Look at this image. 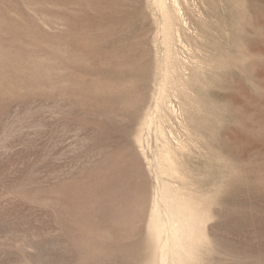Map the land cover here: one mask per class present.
<instances>
[{"label": "rangeland", "instance_id": "obj_1", "mask_svg": "<svg viewBox=\"0 0 264 264\" xmlns=\"http://www.w3.org/2000/svg\"><path fill=\"white\" fill-rule=\"evenodd\" d=\"M187 1L192 105L140 146L164 53L147 0H0V264H161L155 156L176 139L164 179L197 234L167 264H264V0Z\"/></svg>", "mask_w": 264, "mask_h": 264}, {"label": "bare ground", "instance_id": "obj_2", "mask_svg": "<svg viewBox=\"0 0 264 264\" xmlns=\"http://www.w3.org/2000/svg\"><path fill=\"white\" fill-rule=\"evenodd\" d=\"M182 0H147V7L157 26V35L160 39L161 47H163V61L158 65L156 74L154 75V92L153 106L150 112L142 119L141 126L136 136L137 143L142 144V133L146 129H151L155 125L158 132V140L166 139L161 122L170 120V117L180 119L186 113V105H192L191 97L194 94L189 76H187V65L189 61H181L180 50L185 49L182 32L187 26L185 20L184 8ZM195 1V0H194ZM109 2V1H108ZM111 4H117L120 11L129 12L131 0H110ZM189 1L184 0V3ZM59 3V2H58ZM191 3V1H190ZM110 4V3H109ZM202 4V3H201ZM192 5V4H191ZM195 5V4H194ZM196 6V5H195ZM117 7V6H116ZM133 7V6H132ZM32 8V7H31ZM197 8V7H196ZM100 10V9H99ZM102 10V9H101ZM109 10V9H108ZM147 10V9H146ZM196 12V11H195ZM200 12V11H197ZM238 12V11H237ZM111 14V13H110ZM123 14V13H122ZM200 14V13H199ZM134 15V14H133ZM140 16V15H139ZM201 16V14H200ZM237 17V16H236ZM110 18V17H109ZM83 19V18H82ZM108 19V18H107ZM111 19V18H110ZM89 20V19H88ZM228 20V19H227ZM90 22V21H89ZM124 22V21H123ZM142 23V22H141ZM229 23V22H228ZM104 26V25H103ZM135 27V26H134ZM232 28V27H231ZM216 29V28H215ZM128 30V29H127ZM134 30V29H133ZM226 30V29H225ZM231 31V30H230ZM112 32V31H111ZM135 32V31H133ZM190 32V31H189ZM215 32V31H214ZM222 32V31H221ZM137 33V32H136ZM74 34V33H73ZM103 35V34H102ZM125 35V34H124ZM199 35V34H198ZM233 35V34H232ZM84 36V35H83ZM126 36V35H125ZM146 36V35H145ZM82 37V35H81ZM199 37V36H198ZM147 38V37H146ZM93 39V38H92ZM91 39V40H92ZM100 39V38H99ZM106 39V38H105ZM109 39V38H108ZM135 39V38H134ZM157 39V40H158ZM223 39V38H222ZM90 40V41H91ZM119 40V39H118ZM94 40H92L93 42ZM98 41V40H97ZM104 41V40H103ZM194 41V40H193ZM192 41V42H193ZM106 42V41H105ZM134 43V42H133ZM241 45V44H240ZM87 46V45H86ZM97 46V45H96ZM93 47V46H92ZM134 47V46H133ZM158 47L159 44H158ZM201 47V46H200ZM130 48V47H129ZM227 48V47H226ZM51 49V48H50ZM53 49V48H52ZM61 49V48H60ZM65 49V48H64ZM90 49V48H89ZM99 49V48H98ZM113 49V48H112ZM116 49V48H115ZM128 49V48H127ZM126 49V50H127ZM86 50V49H85ZM97 50V49H96ZM105 50V49H104ZM157 50V49H156ZM161 50V49H160ZM225 50V49H224ZM236 50V49H235ZM76 51V50H75ZM63 52V51H62ZM66 53V51H64ZM102 52V51H101ZM104 52V51H103ZM110 52V51H109ZM125 52V51H124ZM160 52V51H159ZM64 53V54H65ZM120 53V52H119ZM92 54V53H91ZM104 54V53H103ZM121 54V53H120ZM85 55V54H84ZM107 55V54H106ZM118 55V54H117ZM162 55V54H161ZM220 55V54H219ZM144 56V55H143ZM225 56V55H223ZM188 57V56H187ZM222 57V56H221ZM84 58V56H83ZM96 58V57H95ZM118 58V56H117ZM211 58V57H210ZM229 58V57H228ZM82 59V58H81ZM144 59V58H143ZM194 59V58H193ZM87 60V59H86ZM85 60V61H86ZM126 60V59H125ZM198 60V59H197ZM35 61V60H34ZM62 61V59H61ZM70 61V60H69ZM124 61V60H123ZM127 61V60H126ZM137 61V60H136ZM41 62V61H40ZM45 62V61H44ZM135 62V61H134ZM109 63V62H108ZM156 63V62H155ZM82 64V63H81ZM199 64V63H197ZM201 64V62H200ZM58 65V64H57ZM87 65V64H86ZM110 66V65H109ZM132 66V65H131ZM87 67V66H86ZM93 67V66H92ZM91 67V68H92ZM103 67V66H102ZM155 69V68H154ZM190 69V68H189ZM193 69V68H192ZM214 69V68H213ZM148 70H146L147 72ZM195 71V70H194ZM202 71V69H201ZM208 72V71H207ZM49 73V72H48ZM59 73V72H58ZM57 73V74H58ZM149 73V72H148ZM215 73V72H214ZM150 74V73H149ZM148 74V75H149ZM211 74V73H210ZM61 75V74H60ZM144 76V72L142 74ZM198 75V74H197ZM199 76V75H198ZM69 77V76H68ZM153 77V76H151ZM200 77V76H199ZM35 78V77H33ZM53 78V77H52ZM149 78V77H148ZM190 78V77H189ZM193 78V77H192ZM212 78V77H211ZM145 79V78H144ZM200 80V79H199ZM213 80V79H210ZM193 81V80H192ZM71 82V81H70ZM143 82V81H142ZM198 82V81H197ZM199 83V82H198ZM148 84V82L146 83ZM152 84V85H153ZM51 85V84H50ZM75 85V84H74ZM79 86V85H78ZM108 86V85H107ZM118 87V86H117ZM124 87V86H123ZM134 87V86H133ZM195 87V86H194ZM119 88V87H118ZM197 88V87H196ZM128 89V88H127ZM116 90V89H115ZM119 90V89H118ZM121 90V89H120ZM98 91V89H97ZM205 91V90H204ZM104 92V91H103ZM81 95V94H80ZM86 95V94H85ZM151 95V94H150ZM109 96V95H108ZM93 97V96H92ZM202 97V96H201ZM175 102V103H174ZM189 102V104L187 103ZM191 103V104H190ZM199 103V102H198ZM205 104V103H204ZM190 109V108H189ZM146 110V109H145ZM120 111V110H119ZM145 113V112H144ZM206 114V113H204ZM144 116V115H143ZM206 117V116H205ZM172 119V118H171ZM206 119V118H205ZM175 120V119H174ZM178 123L180 120H177ZM194 121V120H193ZM172 122V121H171ZM187 122V121H186ZM190 122V121H189ZM167 123V122H166ZM164 123V124H166ZM191 123V122H190ZM182 128L186 129L183 119L180 121ZM189 124V123H188ZM157 125V126H156ZM180 125V126H181ZM177 126V125H176ZM194 127V126H193ZM165 128V127H164ZM206 128V127H205ZM167 131V130H166ZM204 131V130H203ZM207 131V130H206ZM205 132V131H204ZM194 136V135H193ZM169 138V137H168ZM167 138V139H168ZM198 138V137H197ZM135 139V138H134ZM157 140V141H158ZM175 140V139H174ZM186 142V141H185ZM169 140H164L159 146L155 162L157 165V179L162 183L158 198L154 201L150 217V227L153 237L161 250V264H167L169 252L180 255L190 240L193 241L197 230V218L194 211L198 209L192 208L191 199H186L176 185L171 184L164 178H179L178 171V151H183L185 146L180 140L176 139V145L171 144ZM159 144V142H158ZM191 146V145H190ZM158 147V146H157ZM193 150V149H192ZM196 150V149H195ZM194 151V150H193ZM198 151V150H197ZM195 152V151H194ZM198 155V154H197ZM196 155V156H197ZM206 155V154H205ZM195 156V155H194ZM203 157V156H202ZM218 157V156H217ZM193 158V157H192ZM191 158V159H192ZM196 159V158H195ZM203 159V158H202ZM214 159V158H213ZM209 162V161H208ZM199 163V162H196ZM206 169V168H205ZM190 170V169H189ZM209 170V169H208ZM217 172V171H216ZM219 173V172H218ZM189 174V173H188ZM208 175V174H207ZM184 177V176H183ZM181 179V178H179ZM176 181V180H175ZM126 183V182H125ZM186 184V183H185ZM216 184V183H214ZM174 185V186H173ZM208 185V184H207ZM210 185V184H209ZM218 185V184H217ZM138 187V186H137ZM188 188V187H187ZM186 191V190H184ZM182 191V192H184ZM216 191V190H215ZM187 194V193H186ZM209 194V193H207ZM206 195V194H205ZM193 196V195H192ZM207 196V195H206ZM203 198V197H202ZM194 201V200H193ZM203 202V201H202ZM195 205L196 202L194 201ZM194 205V204H193ZM208 208V207H207ZM200 213V211H199ZM208 213V212H207ZM200 215H202L200 213ZM199 215V216H200ZM201 217V216H200ZM199 217V218H200ZM201 220V219H200ZM203 224V223H202ZM197 234V233H196ZM151 235V234H150ZM186 246V247H185ZM188 250H191L190 248ZM186 250V251H188ZM185 252V251H184ZM192 252V251H191ZM187 253V252H186ZM184 255V254H183ZM182 255V256H183ZM175 256V255H171ZM170 256V258H171ZM181 256V257H182ZM185 256V255H184ZM175 258V257H172ZM171 258V259H172ZM178 258V257H177ZM185 258V257H184ZM187 258V256H186ZM185 258V259H186ZM175 260V259H173ZM183 260L184 259H180ZM178 260V261H180ZM187 260V259H186ZM175 262V261H174ZM177 262V261H176ZM174 264V263H173ZM176 264V263H175ZM178 264V262H177Z\"/></svg>", "mask_w": 264, "mask_h": 264}]
</instances>
